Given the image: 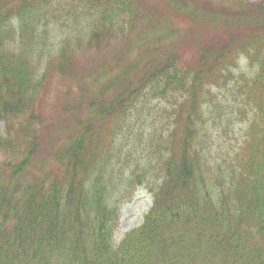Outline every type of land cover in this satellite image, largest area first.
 I'll list each match as a JSON object with an SVG mask.
<instances>
[{
	"label": "trees",
	"instance_id": "1",
	"mask_svg": "<svg viewBox=\"0 0 264 264\" xmlns=\"http://www.w3.org/2000/svg\"><path fill=\"white\" fill-rule=\"evenodd\" d=\"M162 6L207 27L189 57ZM50 76L62 104L46 125ZM211 84L245 125L216 168L197 146ZM153 103L145 172L115 138ZM22 118L14 140L0 133V152L24 148L10 165L24 186L0 171V264H264V0H0V122ZM138 188L152 205L118 241L117 205Z\"/></svg>",
	"mask_w": 264,
	"mask_h": 264
},
{
	"label": "rangeland",
	"instance_id": "2",
	"mask_svg": "<svg viewBox=\"0 0 264 264\" xmlns=\"http://www.w3.org/2000/svg\"><path fill=\"white\" fill-rule=\"evenodd\" d=\"M253 1L258 2L259 0ZM162 7L171 15V20L174 19L173 23L179 27V31H177L174 42L177 41V44L181 49L180 54L184 58L189 57L191 55L190 52L195 48V45L191 42H187L188 37L200 36L204 32L208 31L207 27L192 23L194 22L193 19L181 11H175L174 9L165 6ZM61 20L62 21H59V23L63 22V19ZM56 30L58 32L54 33L52 36L54 37L53 40L55 43L58 42L61 36L59 32H61L62 29L60 30L56 28ZM108 55V50L103 51V58ZM94 57L95 54H90L88 59L92 60ZM240 69L247 73L251 72V67L243 57L240 60ZM210 90L214 95L213 97L220 96V105H218L211 114L208 112L209 118L207 127L203 132L202 137L197 142V146H202L212 166L216 168L217 164L223 161L227 163L226 160H229L234 156L229 155L235 151L240 143H242L245 135V125L240 121L242 117H239L237 113L232 112L233 100L231 97H228L229 94L225 93V89L211 84ZM61 104L62 102L59 98V86L53 76H50V81L48 82L45 90L42 92L38 103V113L41 116V122L46 125L54 123L60 116L59 109ZM152 107L153 111L151 116L148 115L143 122H133V130L126 131L123 129L126 136L121 137L119 134L115 138L116 144L122 147V154H120L121 158L128 161L131 167H135V161H133L132 156L129 155L134 153L135 157L143 161L140 168L145 166V172L148 167L147 164L144 163V160L147 152L146 148H149L147 141L150 128L149 124L151 123V120L156 117V115L153 116V114L159 108L156 103H153ZM20 121L21 122L18 124H15L16 121H10L9 123H5V121L0 122V133L5 136V139L7 137L14 140L12 138V133L22 131V129H24V118L20 119ZM141 125L144 127L143 131L141 129ZM7 142V149L0 152V171H4L5 173L9 170V172L12 173V176L17 179L18 177H21L19 182L23 183L24 186V170L18 167L10 166L16 161H20L22 159V151H24L23 145L20 143L18 144L17 141H13L12 143L11 140H7ZM226 167L228 166H222L223 169ZM153 178L154 177H149L150 180H153ZM151 204L152 196L143 188H138L132 199L124 198L122 202L117 205L120 216L115 236L118 241L126 233L136 229L143 223L145 213L148 211Z\"/></svg>",
	"mask_w": 264,
	"mask_h": 264
}]
</instances>
